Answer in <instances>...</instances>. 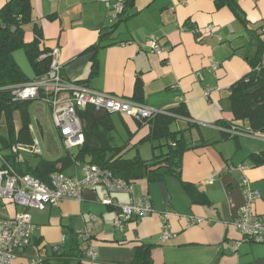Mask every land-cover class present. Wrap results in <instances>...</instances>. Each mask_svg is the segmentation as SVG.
<instances>
[{
  "label": "crops",
  "instance_id": "1",
  "mask_svg": "<svg viewBox=\"0 0 264 264\" xmlns=\"http://www.w3.org/2000/svg\"><path fill=\"white\" fill-rule=\"evenodd\" d=\"M234 1L236 11L217 8L214 0H134L126 15L115 18L118 0L107 4L29 0L24 43H32L39 31L40 50H58L64 81L154 110L184 106L188 116L176 118L175 129L170 130L184 131L190 148L183 153L175 175L157 182L144 176L130 185L131 194L111 195L119 204L131 197L150 198L152 214L125 222L123 230L115 227L118 211L103 204L100 188L84 190L79 201L67 199L41 209L0 200V219L27 214L35 226L29 246L18 253L14 264H29L32 259L55 264L61 245L73 235L81 243L80 233L95 248L92 264H133L136 249L143 245L149 246L151 264H264V245L244 242L233 248L241 238L233 221L244 204L242 176L259 196L252 204L253 212L264 215V134L226 135L233 121L230 88L251 71L249 62L259 51L264 67V0ZM7 2L0 0V9ZM207 27L213 31L208 33ZM99 41L101 48L87 51ZM152 42L160 47V54L151 51ZM12 57L31 82L41 79L24 49ZM212 63L217 65L214 70ZM137 81L141 84L138 101L134 99ZM111 120L114 128L107 140L112 147H124V158L150 161L166 152L159 148L164 140L148 139V126L120 114H111ZM19 129L15 128L16 134ZM27 130L30 142L3 144L4 154L0 151L15 172L20 167L25 173L41 162L33 166L23 157L33 153L11 152L15 145L29 147L34 140L38 142L31 120ZM114 132L122 142L115 143ZM58 137L65 145L59 133ZM146 143H150L149 150L142 149ZM75 148L76 153L65 157H75L80 147ZM35 155H41V150ZM89 161L73 163L63 174L81 179L82 167L90 165ZM238 165L247 170H229ZM163 224L171 234L166 241L161 240ZM54 246L60 247L56 255Z\"/></svg>",
  "mask_w": 264,
  "mask_h": 264
},
{
  "label": "trees",
  "instance_id": "2",
  "mask_svg": "<svg viewBox=\"0 0 264 264\" xmlns=\"http://www.w3.org/2000/svg\"><path fill=\"white\" fill-rule=\"evenodd\" d=\"M217 8L227 6L236 11L234 0H214ZM134 0H122L123 14H127ZM29 0H9L0 9V120L6 127L7 137H2L3 144L9 145L13 142L26 144L30 142L27 125L30 122L28 107L31 101H14L11 87L31 82L26 78L13 60V53L18 49L26 51L37 78H42L49 69L50 57L47 49L40 50L39 44L41 35L36 32L35 40L25 44L24 24L29 14ZM121 13V14H122ZM101 48L100 41L88 52H95ZM262 63V52L249 62L251 71L235 83L229 90V100L233 121L226 131L227 137L236 138L242 135L264 134V67ZM81 84V83H80ZM134 99L141 98V84L136 82ZM165 113L157 115L150 120L136 122L142 126L149 127V140H164L165 143L159 148H165L166 152L154 156L150 161H143L138 157L124 158V147H112L107 135L114 126L111 114L105 111H97L93 107L78 110L77 116L80 120L83 144L79 146L75 157L68 155L56 161H41L36 168H30L21 173L18 164L14 165L20 174H27L33 178L46 183L52 173H63L64 168L73 163L83 162L88 158L90 165L105 169L113 177L132 185L136 180L147 177L150 182L163 180L167 176L175 175L179 169V163L183 153L190 148L182 136L184 131H171L170 125L178 117H187L185 107H178L166 110ZM18 113L20 129L15 133L14 115ZM135 121V120H134ZM61 245L62 252L58 255L55 264H70L71 260L76 264H86L82 242L75 235ZM54 253L60 251V247ZM43 264H52L43 261ZM133 264H151L149 246L143 245L135 251Z\"/></svg>",
  "mask_w": 264,
  "mask_h": 264
},
{
  "label": "built area",
  "instance_id": "3",
  "mask_svg": "<svg viewBox=\"0 0 264 264\" xmlns=\"http://www.w3.org/2000/svg\"><path fill=\"white\" fill-rule=\"evenodd\" d=\"M100 1L105 4L108 3V0ZM122 11V0H118V4L114 7V17L116 18ZM206 31L211 33L213 28L207 27ZM261 32L264 34V26ZM151 51L156 54L162 52L155 42L151 43ZM49 57L50 64L47 73L36 81L11 87L12 97L14 101L41 100L49 104L52 109L53 123L67 148L78 147L83 144L82 129L77 112L89 106L97 111L120 114L135 121H147L165 113L163 109H150L125 98L66 82L61 78L58 50H52ZM216 67L217 65L212 63L211 68L214 70ZM250 136L260 137L262 135L256 133ZM23 148L34 154L40 153L39 144L36 140L29 147L15 145L11 147V152L16 154L23 151ZM232 169L243 172L247 170V167L243 165L229 166V170ZM211 181L212 178L208 180L209 183ZM241 185L244 204L238 210L233 221V226L241 238L235 242L234 249L244 242L264 245V215H256L252 209V204L259 196L248 187V180L245 176L241 177ZM96 188H100L104 194L103 204L118 211L114 225L119 230H123L125 222L147 217L153 212L148 196L131 197L126 204H119L111 199L113 194H131V186L98 166L84 165L81 179L56 172L49 176L46 183H43L30 175L15 172L0 152V200L2 201H10L26 208L41 209L44 205H57L67 199L79 201L84 190H95ZM194 222L198 223L199 220L191 221V224ZM34 230L35 226L27 214L1 218L0 264H14L18 253L29 246ZM170 237L168 226L163 224L161 240L166 241ZM80 238L84 250V261L86 264H92L96 257L95 248L89 243L87 235L80 233ZM63 242L62 239L61 243ZM57 249L56 246L53 247L54 252ZM29 264H43V261L42 259H32Z\"/></svg>",
  "mask_w": 264,
  "mask_h": 264
},
{
  "label": "rangeland",
  "instance_id": "4",
  "mask_svg": "<svg viewBox=\"0 0 264 264\" xmlns=\"http://www.w3.org/2000/svg\"><path fill=\"white\" fill-rule=\"evenodd\" d=\"M29 118L34 126V138H37L41 150V155L31 154L28 149H24L28 154L23 157L29 162L30 165H37L40 161H55L59 158L65 157L68 153L74 154L77 152L75 147L67 149L58 137V130L56 129L52 120V109L49 104L41 101H32L28 108ZM38 123V124H37ZM15 128L20 127V119L18 113L14 115ZM38 126L42 129V136L38 129ZM175 129L174 123L170 127ZM2 137H6V130L4 123L0 120V151L4 154ZM115 143L122 142L118 133L114 132ZM142 145V144H141ZM144 147V148H143ZM142 149L149 150L150 143H146ZM133 154V153H132ZM131 156V155H130Z\"/></svg>",
  "mask_w": 264,
  "mask_h": 264
}]
</instances>
